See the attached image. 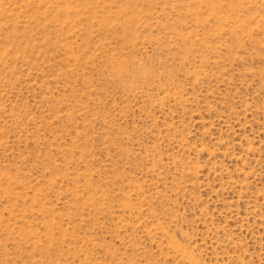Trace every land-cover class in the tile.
<instances>
[{"label":"rangeland","instance_id":"obj_1","mask_svg":"<svg viewBox=\"0 0 264 264\" xmlns=\"http://www.w3.org/2000/svg\"><path fill=\"white\" fill-rule=\"evenodd\" d=\"M0 264H264V0H0Z\"/></svg>","mask_w":264,"mask_h":264}]
</instances>
